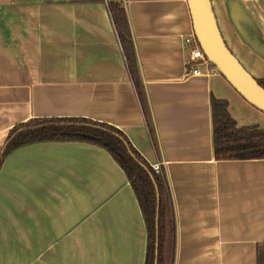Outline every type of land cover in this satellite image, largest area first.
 Here are the masks:
<instances>
[{"label": "crops", "instance_id": "crops-1", "mask_svg": "<svg viewBox=\"0 0 264 264\" xmlns=\"http://www.w3.org/2000/svg\"><path fill=\"white\" fill-rule=\"evenodd\" d=\"M110 2L127 12L155 137ZM212 2L228 47L264 78V0ZM192 35L188 0H0V150L32 118L108 123L166 177L172 264H258L264 159H216L212 97L240 127L264 129V112L221 74L189 75ZM147 248L136 193L104 147L38 142L4 159L0 264H145Z\"/></svg>", "mask_w": 264, "mask_h": 264}, {"label": "trees", "instance_id": "trees-1", "mask_svg": "<svg viewBox=\"0 0 264 264\" xmlns=\"http://www.w3.org/2000/svg\"><path fill=\"white\" fill-rule=\"evenodd\" d=\"M109 7L150 133L155 137L127 12L120 3L110 2ZM256 79L264 87V78ZM212 114L217 160L264 159V129L257 125L238 126L231 117L226 99L212 97ZM47 141H83L107 149L126 172L144 215L148 232L145 264H172L176 228L166 177L153 168L122 130L84 117L32 118L16 124L9 131L0 150V168L14 150ZM262 248L264 244L259 246L258 256Z\"/></svg>", "mask_w": 264, "mask_h": 264}, {"label": "water", "instance_id": "water-1", "mask_svg": "<svg viewBox=\"0 0 264 264\" xmlns=\"http://www.w3.org/2000/svg\"><path fill=\"white\" fill-rule=\"evenodd\" d=\"M188 4L195 36L209 61L245 100L264 112V87L228 47L212 0H188Z\"/></svg>", "mask_w": 264, "mask_h": 264}, {"label": "built area", "instance_id": "built-area-1", "mask_svg": "<svg viewBox=\"0 0 264 264\" xmlns=\"http://www.w3.org/2000/svg\"><path fill=\"white\" fill-rule=\"evenodd\" d=\"M187 42L192 46L191 53L189 54V58L187 60V64L192 65L189 75H220L218 68L212 62H210L205 55L195 35H192L191 38H187ZM155 169L156 171L162 170L159 164L155 165Z\"/></svg>", "mask_w": 264, "mask_h": 264}, {"label": "rangeland", "instance_id": "rangeland-1", "mask_svg": "<svg viewBox=\"0 0 264 264\" xmlns=\"http://www.w3.org/2000/svg\"><path fill=\"white\" fill-rule=\"evenodd\" d=\"M261 256V257H260ZM260 256H259V263L260 264H264V249L262 248L261 249V254H260Z\"/></svg>", "mask_w": 264, "mask_h": 264}]
</instances>
